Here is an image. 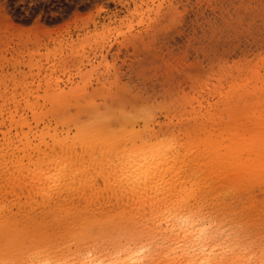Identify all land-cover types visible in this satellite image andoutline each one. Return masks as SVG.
I'll return each mask as SVG.
<instances>
[{"label":"rangeland","instance_id":"obj_1","mask_svg":"<svg viewBox=\"0 0 264 264\" xmlns=\"http://www.w3.org/2000/svg\"><path fill=\"white\" fill-rule=\"evenodd\" d=\"M235 132L264 138V0H0L1 251L8 238L16 244L8 263H30L19 251L34 244L67 258L133 245L135 233L145 244L151 205L188 191L185 207L199 210L205 235L226 248L224 264L238 244L241 264H264V177L239 183ZM109 133H124L120 145L171 140L175 169L166 175L179 169L187 190L153 193L147 183L143 197L121 177L127 158L108 148ZM63 141L77 156L76 183L44 194L48 180L32 172L33 161ZM114 216L121 226L93 227L80 244L69 237L85 218ZM167 232L157 233V248H143L151 258L142 264H163L169 256L157 257L168 248L176 253L168 264L186 263L179 234Z\"/></svg>","mask_w":264,"mask_h":264},{"label":"bare ground","instance_id":"obj_2","mask_svg":"<svg viewBox=\"0 0 264 264\" xmlns=\"http://www.w3.org/2000/svg\"><path fill=\"white\" fill-rule=\"evenodd\" d=\"M50 135H51V139L59 138L55 132L51 133ZM90 135L91 133L87 134V137H89ZM104 137L106 140L110 141L109 142L110 146L108 147L109 149L115 150V154L117 155L119 154L125 155V157L122 155L120 159L127 158L125 164H123V168L121 169L122 171L120 172L121 177L124 176L125 178L123 179H125L127 182L128 181L131 182L136 187L137 191H141V193L144 192L143 195L146 192L145 190L147 189L146 188L147 185H149L148 187H150V183H152L151 189H153V193H157V191H160V190H163L165 193H168V192L170 193V191H172L171 189H173L174 187L176 188L177 186H178L177 188H184V190H187L185 188L188 187V183L190 182V179H186V178L181 179V176L179 175V172H178L180 171L179 169L178 170L176 169L177 172L175 170H174L175 172L172 171V174L174 176H172L171 174L166 175L167 171L175 169V162H173V159L175 158L176 154L173 149V146H171L173 145V143L171 144L172 142L171 140L167 139L164 141V139L155 138L152 141L151 140H147L144 142L142 141V143L140 144H136L135 141H132L130 144L120 145V144H117V142L119 141V139L121 140V138L124 137V133H119V134L109 133L108 135H105ZM234 138H235L234 142L231 145L230 144L229 145L234 148V150L232 151V156H233L232 165L234 167L235 172L237 173V178L239 180V183L247 182V180L254 181L256 179L263 178L264 177V138L262 136L247 138L239 132H235ZM73 141H75L74 143H77L76 142L77 134H75ZM90 143L91 141L89 142V144ZM55 145H58V144H55ZM55 145H51L52 147L49 145V147L51 148V151L55 147ZM92 145H96V143L94 144V142L92 141ZM208 145H215V143L211 141V142H208ZM73 146L76 148L75 145ZM60 148L61 150L59 152L55 153V155L50 156V157L47 151L45 150H39V151H44L42 154L43 156H40V154L38 156L37 154V158L34 161L31 160V157H29V160L35 163V169L29 166L31 164H28V166L32 168V172L33 170H35V172L37 173L40 179L45 178L46 184L48 180L47 188L44 187V184L41 185L40 187L44 194L52 191L50 194L52 195V193L55 190H57L59 187H61L62 189V187L66 184V186L69 188V187H72V185L76 183L77 156L76 154L73 153L75 152V150L73 151V149H71L73 151L71 152L69 149L71 148V145H68L65 141L62 142V145L60 146ZM55 150L57 149L54 148V151ZM51 151L50 153H52ZM244 151H245V154H243ZM44 154L48 156L49 158L47 157L46 159ZM169 158H171L172 160L170 161ZM122 160H120L121 163H123ZM23 161L24 160L22 156L21 157L19 156L17 157V159L14 160L13 165L15 166V169L17 170V174H18V170L23 168V164H24ZM117 161L116 163L119 162ZM120 162L119 164L121 165ZM27 167H25V170ZM27 169L28 170L26 171L29 173L31 170L29 171L30 168H27ZM23 172L22 173L19 172V175L21 174L24 175ZM170 172L171 171H169V173ZM35 176L32 179H35ZM38 176L36 177L35 180L38 179L40 181ZM115 177H117L116 179L118 180L119 176H115ZM42 183H43V180H42ZM39 186H40V183H39ZM66 186H64L63 188H66ZM144 186L145 188L142 189V187ZM170 195H167V196H170ZM190 195L192 194L188 193V191H185L184 193L179 195L178 198H175V199L172 198V196H170L171 198H167L166 196L168 201L170 199L171 200L174 199L175 201L172 200V202L171 201L166 202V204H163V206H161L160 204L161 201L159 202L160 199L158 198V196L155 198V199L157 198L159 199V200L157 199L158 201L157 200L156 201L159 202L160 206L157 207V205H159L158 203H155L156 206L154 204L153 205L150 204L151 211H148V212H151V214L149 213L148 214L151 215V217L149 215L148 216L152 218V222H150L151 224H149L148 226L149 230L146 227L144 229L145 232L149 233L148 236L146 237L147 241L145 244L138 243L137 240L139 238V234L135 233V234H132L133 239L135 240V244L119 245L113 252L107 251V249L105 250V248L103 247H100V248L98 247L99 249H97L95 248L96 246L94 245L95 247L91 246L92 248H94V251L92 253L89 251L90 249L88 250V253H85V254L81 251H77V254L72 256V258L71 257L67 258V256L65 257L64 255H61V253H58L57 251H50L51 249L50 250L49 249L40 250V247L42 246L37 247L36 244H34L32 247L28 249H24V250L22 249L19 252L28 255L27 257H29L30 258L29 260H31L30 263L28 264H142L141 263L143 260L142 257L147 256V258L149 259L151 258L149 252L146 254H144L145 251L143 253L141 252L143 248L147 247V245H149L151 248H154V249L157 248L156 247L157 246L156 236H158L157 233L164 235L166 234L165 232H167V230L170 229L171 231L174 232L175 236L179 234L178 235L179 238L177 237L176 238L178 239L177 241L181 244L180 246L182 247V255L184 256V259L186 260L185 264H194V261H193L194 259H199L201 260V262H204L205 264H224L221 261V257L223 256V254H225L226 248L224 246L218 247L219 246L218 243L212 242L214 238L211 236V234H210V237H209V234L207 235L208 237L205 235L207 231H204V226L202 225L203 220L202 221L200 220V218L202 219V217L199 215V213L201 214V212L199 210L197 211V210H193L191 208L185 207L187 205L186 201L188 200V198L191 197ZM137 196L139 197L138 198L135 197V200L137 202L140 200L139 203H141L142 201V199L140 198L141 195L138 194ZM143 197H145V195ZM146 197L148 198V195ZM151 198L152 197H150V199L148 198L149 202L151 201ZM143 200L144 201L142 203L146 202L144 198ZM154 201L155 200H153L152 198L151 202H154ZM0 204L2 203L0 202ZM0 208H3V205H1ZM147 210H150V208ZM144 211L146 210L144 209ZM125 212L128 214L131 213V211L127 212V210H125ZM122 216L124 215H121V217ZM121 222H122V219L118 216L116 217L115 216L114 217H97V219L88 217L82 220V224L79 227L78 232L76 230V231H73L70 235L69 234L68 235L70 238H72V241L77 239V243L80 244L84 242V240L87 239L86 237L88 236V232L91 228L93 227L96 228V226H99V228L103 230L110 223L114 224L115 226H121ZM164 222L167 224L166 226L162 224ZM161 226L164 227V229ZM135 228L136 227H133V225H131V227H129V230L133 231L132 233H134L137 231ZM110 229H112V227H110ZM112 230H115V229H112ZM149 231L151 232V234ZM117 232H120V231H117ZM102 233L103 232L100 231L98 235H104ZM214 234L212 233V235ZM150 235H152V237ZM207 238L208 240H210L211 243L205 242ZM200 243L203 244L202 245L203 251L199 254V247H201ZM207 243L211 244L212 247L214 248L213 253L212 252L205 253V250H204L205 248L203 246ZM6 245L8 246L7 247L8 252L12 249L13 246H16L15 241L12 238H8ZM165 246L170 247L169 245H165ZM230 247H231L232 254L229 256V261L227 264H241V258L243 256L240 253V248H241L240 244H238L237 246L235 245L233 249H232V246ZM1 248L2 246H0V264H11V262L8 263V259L5 256L7 251L6 252L1 251ZM42 248H45V247H42ZM55 248L57 249V247ZM216 248H218V250H216ZM95 249L97 250L95 251ZM163 250L164 251L162 253L161 252L159 253L160 257H157V258H161V257L164 258V257L169 256L168 259L165 262H163V264H168L169 262L174 261L176 257L175 250L173 252H170L169 248L168 250H165V249ZM31 255H35L33 259ZM146 264H162V261L159 260L157 263L151 259Z\"/></svg>","mask_w":264,"mask_h":264}]
</instances>
